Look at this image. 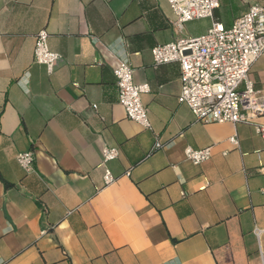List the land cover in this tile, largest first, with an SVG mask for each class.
Masks as SVG:
<instances>
[{
    "label": "crops",
    "instance_id": "1",
    "mask_svg": "<svg viewBox=\"0 0 264 264\" xmlns=\"http://www.w3.org/2000/svg\"><path fill=\"white\" fill-rule=\"evenodd\" d=\"M255 5L220 0L214 17L231 28ZM172 20L166 0H0V264H264V117L196 122L179 65L153 66V48L178 38ZM41 30L61 56L51 74L34 62ZM120 61L150 87L151 130L118 102ZM249 80L263 96L264 55ZM106 147L119 150L110 184ZM187 147L212 157L193 164ZM28 151L33 173L16 160Z\"/></svg>",
    "mask_w": 264,
    "mask_h": 264
},
{
    "label": "built area",
    "instance_id": "2",
    "mask_svg": "<svg viewBox=\"0 0 264 264\" xmlns=\"http://www.w3.org/2000/svg\"><path fill=\"white\" fill-rule=\"evenodd\" d=\"M173 13L171 26L178 35L176 41L153 48V66L177 63L180 67V104L189 107L202 124L248 123L256 117H264V95L258 96L249 73L256 61L264 55V5L252 6L235 20L231 28L214 17L220 0H166ZM208 19L212 22L208 31L197 38L181 37L189 22ZM61 60L49 47V35L41 30L36 35L34 62L53 73ZM118 87V102L127 118L145 130L151 124L142 96L150 92L148 84L134 82V69L127 61H120L113 70ZM255 130L264 144V125ZM229 142L238 146L237 136ZM162 148L159 140L154 150ZM226 155V152L224 153ZM104 181L113 183L115 178L109 164L119 157L117 148L103 150ZM187 160L201 164L212 157L211 148L194 150L187 147ZM17 163L26 173L34 172L35 156L32 151L18 154Z\"/></svg>",
    "mask_w": 264,
    "mask_h": 264
},
{
    "label": "trees",
    "instance_id": "3",
    "mask_svg": "<svg viewBox=\"0 0 264 264\" xmlns=\"http://www.w3.org/2000/svg\"><path fill=\"white\" fill-rule=\"evenodd\" d=\"M9 186H10V184H7V183H6V187H9Z\"/></svg>",
    "mask_w": 264,
    "mask_h": 264
}]
</instances>
